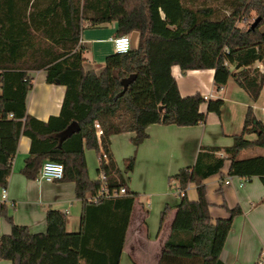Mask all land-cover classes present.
<instances>
[{
	"label": "trees",
	"instance_id": "1",
	"mask_svg": "<svg viewBox=\"0 0 264 264\" xmlns=\"http://www.w3.org/2000/svg\"><path fill=\"white\" fill-rule=\"evenodd\" d=\"M229 3L231 11L215 17L213 6L184 0H0V186L8 183L18 139L25 134L30 147L20 171L36 178L45 160L61 162L60 179L73 181L82 201L77 231L67 230L65 212L49 208L46 230L32 232L26 224L15 223L1 205L10 231L0 234V258L11 264H118L137 192L128 187L125 176L133 169L135 155L125 157L121 169L110 148L111 134L133 131L131 141L137 145L150 123L191 125L205 121L209 111L220 113L223 98L180 93L171 72L174 64L181 71L213 68L215 88L232 76L252 99L264 85V71L250 67L255 61L264 66V0ZM84 21H115L114 35L137 30L135 46L107 54L99 69L86 68L85 47L79 43ZM38 69L45 71L47 82L65 86L58 114L47 119L26 109V94L33 86L29 71ZM131 73L134 77L124 88L121 80ZM72 120L79 129L59 144L54 133ZM248 133L255 137L248 138ZM232 137L223 147L200 145L193 163L170 176L180 200L156 264H222L220 252L242 208L224 203L228 215L213 220L204 179L229 159L228 174L254 173L264 184V154H242L264 147V127L251 106L242 129ZM85 148L96 152L97 178L88 174ZM191 182L195 199L185 192ZM101 184L109 191L124 186L125 191L94 201L91 197ZM171 210L168 204L161 209L160 227Z\"/></svg>",
	"mask_w": 264,
	"mask_h": 264
},
{
	"label": "crops",
	"instance_id": "2",
	"mask_svg": "<svg viewBox=\"0 0 264 264\" xmlns=\"http://www.w3.org/2000/svg\"><path fill=\"white\" fill-rule=\"evenodd\" d=\"M115 29V21L84 24L80 44L85 47L86 68L99 69L101 66L97 68L96 65H103L105 56L114 51L113 46L108 49L105 42H111L110 37L114 35ZM88 51L90 56L85 54ZM171 72L182 95L199 91L210 98L221 97L224 103L220 113L209 111L206 120L197 124L150 123L146 127L147 136L137 145L131 141L133 131L111 134L110 148L121 169L124 167V158L135 155L133 169L125 176L128 187L137 192L118 264L157 263L173 218L174 206L180 200L176 181L170 179V176L181 167L193 163L200 145L223 147L231 144L232 135L242 129L248 106L260 118L264 85L259 96L252 99L232 76L225 84L215 88L213 68L181 71L174 64ZM29 74L33 78V86L25 99L28 113L40 119L58 114L65 86L47 82L43 69L30 70ZM200 110H206L205 102L200 104ZM246 136L253 138L255 134L248 133ZM29 147L30 138L21 134L8 183L5 187L0 186V207L4 205L15 223L26 224L32 232L46 230L47 209H59L66 214L67 230L77 231L80 227L82 201L75 195L74 182L60 178L45 180L26 177L20 169ZM84 153L90 178H97L96 152L92 148H85ZM218 153L221 154L222 151ZM257 153L264 154V147L254 146L242 152L245 155ZM228 167L229 159H225L218 172L204 179L209 212L213 220L228 215L224 203L228 207L239 205L242 208V212L232 220L220 259L222 264H254L264 241V202L260 201L264 195V184L254 173L249 176L228 174ZM185 192L190 199L197 197L193 182L188 184ZM165 204L170 205L172 210L160 227V211ZM9 231L10 223L0 213V234ZM0 264H11V261L0 258Z\"/></svg>",
	"mask_w": 264,
	"mask_h": 264
},
{
	"label": "built area",
	"instance_id": "3",
	"mask_svg": "<svg viewBox=\"0 0 264 264\" xmlns=\"http://www.w3.org/2000/svg\"><path fill=\"white\" fill-rule=\"evenodd\" d=\"M110 40L112 42L114 51L125 52L132 48L131 32L120 35H113L110 37ZM261 70L264 71V68L261 67ZM260 109H261L260 120L264 127V100L261 103ZM95 125L97 127L96 134L99 135L101 129L98 126V123H95ZM62 173H63V166L61 162L54 160H45L40 167L37 178L45 179V180H53L55 178H61ZM101 177H103V175H101ZM124 191H125L124 186H121L118 190L114 189L112 191H109L104 184H101L99 191L95 195H93L91 199L95 201L97 200V198L102 197L104 195H116ZM3 195H5V192H3ZM254 264H264V250L261 251L260 255L254 262Z\"/></svg>",
	"mask_w": 264,
	"mask_h": 264
},
{
	"label": "rangeland",
	"instance_id": "4",
	"mask_svg": "<svg viewBox=\"0 0 264 264\" xmlns=\"http://www.w3.org/2000/svg\"><path fill=\"white\" fill-rule=\"evenodd\" d=\"M184 1L187 2V3L193 4V5L205 4V5H211V6H213L215 8V14H214L215 17H220L223 14L229 13L231 11V9H232V6L230 5L229 0H184ZM254 14H255L254 12H251L250 13V18H253L254 17ZM85 22L86 21H84V23ZM238 24L239 25H243V22H238ZM262 28L264 29V24L262 25ZM79 43H80V41H79ZM105 46L108 49H111V47L113 45H112V42H110L109 40H107L105 42ZM85 54L88 55V56H90V51L85 52ZM257 63L258 62L255 61L250 67L257 66ZM86 65H89V64L86 63ZM98 66H102V65H98L97 64L96 67L98 68ZM258 66L260 68L261 67L264 68V66L262 65V63H260V65H258ZM261 95L264 96V89L262 90ZM172 186L174 187V184H172Z\"/></svg>",
	"mask_w": 264,
	"mask_h": 264
},
{
	"label": "water",
	"instance_id": "5",
	"mask_svg": "<svg viewBox=\"0 0 264 264\" xmlns=\"http://www.w3.org/2000/svg\"><path fill=\"white\" fill-rule=\"evenodd\" d=\"M259 20V17H256L252 23H251V27H254V25L257 23V21ZM131 38H132V48L135 46V42H136V38H137V30H133L131 31ZM134 77V73L129 74L128 76L124 77L121 80V83L123 84L124 88H126L127 84L129 83V81ZM161 108V106H160ZM164 116V115H163ZM79 129V124L76 120H72L66 127H64L63 129L57 131L54 133V135L58 138V142L59 144L61 143V141L69 136L72 132L76 131Z\"/></svg>",
	"mask_w": 264,
	"mask_h": 264
}]
</instances>
